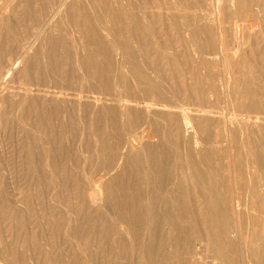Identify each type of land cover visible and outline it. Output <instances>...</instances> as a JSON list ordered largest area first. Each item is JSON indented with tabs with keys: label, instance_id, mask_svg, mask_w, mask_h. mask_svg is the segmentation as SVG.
<instances>
[{
	"label": "bare ground",
	"instance_id": "6f19581e",
	"mask_svg": "<svg viewBox=\"0 0 264 264\" xmlns=\"http://www.w3.org/2000/svg\"><path fill=\"white\" fill-rule=\"evenodd\" d=\"M68 1L60 0L48 17L61 13L59 33L44 37L48 47L37 45L29 54V43L16 63L28 87L33 81L60 96L70 90L100 103L78 102L79 117L61 99L42 109L61 137H77L80 122L94 138L93 148L83 141L93 156L86 183L98 204L112 210L110 221L98 217L89 226L93 232L96 222L101 226L97 249H107L106 230L122 228L132 247L141 244L133 264H188L189 255L202 264H241L240 244L245 256L264 264V93L258 84L264 45L256 41L264 42V0ZM53 4L27 0L26 16L35 23ZM9 26L4 21L5 31ZM68 34L78 47L75 59L63 39ZM173 44L178 51H169ZM35 111L30 105L27 112ZM23 116L0 118L14 124L26 121ZM21 133L24 159L43 163L44 152L26 153L29 129ZM115 231L113 256L125 243Z\"/></svg>",
	"mask_w": 264,
	"mask_h": 264
},
{
	"label": "rangeland",
	"instance_id": "374dc122",
	"mask_svg": "<svg viewBox=\"0 0 264 264\" xmlns=\"http://www.w3.org/2000/svg\"><path fill=\"white\" fill-rule=\"evenodd\" d=\"M59 1L53 0L54 4L51 8H46L44 14L36 17L38 19L34 23L26 16V13L31 11H27V0H0V116L8 120L16 115H24L23 119H26L22 123L12 124L4 123L0 118V212L3 211L0 216V264H12L16 260H18L16 264H133L140 259L141 244L138 249L132 247L131 239L122 228L117 231L111 228L106 230L107 249L101 248V244L97 249L98 232L100 231L99 235H102L101 226L97 222L94 224L95 232L89 231L90 224L98 217L110 221L108 211L112 212L110 208L98 204V195L86 183V174L88 175L91 170L88 164L93 156L91 153L89 157L84 152L83 141L93 148L94 138L91 134L80 130V122L77 121V137L71 134L65 138L61 137L56 133V121L48 122L47 112L44 113L42 110L52 100L61 99L66 105L73 107L75 116L79 117L78 102L87 101L88 104L97 105L100 103L96 102L97 100L76 98L70 90L66 92L67 96H60L54 90L31 86L34 84L33 81L28 82V87L24 84L27 80L19 73L22 63H16L20 51L29 43L33 44L29 54L37 45H41L44 50L49 45L48 42L44 43L45 35L52 37L59 33L56 22L61 18V13L52 20L48 19ZM71 13L72 11L69 10L68 15L70 16ZM4 21H9L11 30L5 31ZM230 30L232 31L230 37L236 40L237 36L231 24ZM184 33L187 36L186 32ZM69 36V34L63 35V39L69 41L72 46L71 54L75 59L78 47ZM256 41L261 47L264 45L263 40ZM169 48L171 49L169 51L179 50L178 45L174 44ZM260 60L264 66V56ZM259 75L258 84L264 93V70ZM27 88H30L29 92L25 90ZM231 90L238 98V90L234 86ZM30 105L39 109L31 116L27 112ZM140 109L146 111L147 107L140 106ZM235 115L239 114L235 113ZM37 116L41 118H36ZM40 119L48 122L49 126L41 122V125H38ZM24 127L29 129L28 135L24 137L26 153L47 154L43 163L33 157L29 168L31 162L24 159L20 148V141L23 138L21 131ZM39 141L42 145L37 148L34 145ZM227 144L228 142H223L224 147L228 146ZM174 160L178 161L177 158ZM221 162L226 164L228 159L223 157ZM36 177L40 179V185L34 184L32 178ZM115 181H118V177ZM76 182L79 183L80 189L82 187L83 193L74 186ZM52 205L58 208V214L52 211L50 208ZM50 211H52L51 215L47 213ZM16 213L20 214L19 217ZM110 223L117 229V223L113 221ZM75 229L77 234L73 235L72 231ZM114 231L125 242L118 245L117 256L109 252L112 248ZM124 245L126 250L123 248ZM189 247L192 249L194 245L189 243ZM167 249L173 252L172 249ZM240 256L241 264H257L255 257L245 256L242 244H240ZM10 258L14 260L8 261ZM206 261V264L212 263L210 259ZM187 262L202 264L197 256L190 257V255L187 257Z\"/></svg>",
	"mask_w": 264,
	"mask_h": 264
}]
</instances>
